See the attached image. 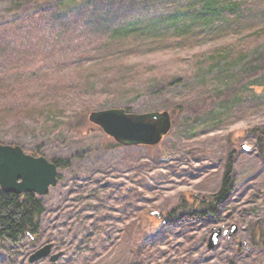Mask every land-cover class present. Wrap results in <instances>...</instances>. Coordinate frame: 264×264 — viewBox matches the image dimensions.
<instances>
[{"label": "rangeland", "instance_id": "obj_1", "mask_svg": "<svg viewBox=\"0 0 264 264\" xmlns=\"http://www.w3.org/2000/svg\"><path fill=\"white\" fill-rule=\"evenodd\" d=\"M34 1L0 0V143L70 166L0 264H264V0H63L72 16L45 20ZM114 108L169 111L172 130L119 144L89 119ZM230 161V193L197 214ZM47 243L64 254L30 263Z\"/></svg>", "mask_w": 264, "mask_h": 264}, {"label": "water", "instance_id": "obj_2", "mask_svg": "<svg viewBox=\"0 0 264 264\" xmlns=\"http://www.w3.org/2000/svg\"><path fill=\"white\" fill-rule=\"evenodd\" d=\"M90 121L100 126L106 134L117 143L131 145L156 146L173 127L172 114L169 111H153L143 114L128 113L125 109L114 108L94 111ZM244 150L249 147L243 145ZM57 163L44 156L27 154L19 145L0 143V187L5 193H35L39 197L46 196L51 188L60 182ZM160 217V213L151 212ZM238 230L233 225L230 237ZM222 229L214 228L209 238L208 248L214 249L222 236ZM54 244L47 243L30 256V263H36L50 257L55 263L64 254L53 253Z\"/></svg>", "mask_w": 264, "mask_h": 264}, {"label": "trees", "instance_id": "obj_3", "mask_svg": "<svg viewBox=\"0 0 264 264\" xmlns=\"http://www.w3.org/2000/svg\"><path fill=\"white\" fill-rule=\"evenodd\" d=\"M78 1V0H77ZM100 2V4L105 3L107 8H112L116 6L118 10L123 8L133 9L134 6L138 3L139 0H96ZM145 1V0H140ZM146 4L150 0H146ZM94 0H79V4L77 9L80 10L81 7L85 6V3L93 4ZM210 3L206 6L204 5L202 8L207 9L210 7ZM34 6L37 7H48L49 13H42L43 19L45 20L48 17L57 18L62 15V13H67V18L71 17L72 9L69 7H64L61 3L57 2V0H35L34 2H30L27 8ZM68 9V10H67ZM53 11V14H52ZM74 11V9H73ZM99 13L98 15H100ZM37 18V16H36ZM38 19V18H37ZM95 21V20H94ZM40 28V27H37ZM26 48V47H24ZM38 50V49H37ZM34 52V48L31 50ZM264 138L260 136V144L264 147ZM264 155V151H262ZM57 163L59 169L60 168H68L70 166L69 160H57L54 161ZM233 172V163L230 161L229 166L224 175V179L222 182V187L220 192L213 196V200L211 202L204 201L203 204L207 205L206 209L203 210L197 209V214H208L215 213L219 203L226 199L231 190L232 185V175ZM61 179V175L59 177ZM202 204V205H203ZM185 206H182L183 209ZM46 212V206L42 197H39L35 193H26V194H13V193H5L0 187V241L8 240L10 242H19L25 238H35L38 236L42 217Z\"/></svg>", "mask_w": 264, "mask_h": 264}, {"label": "snow or ice", "instance_id": "obj_4", "mask_svg": "<svg viewBox=\"0 0 264 264\" xmlns=\"http://www.w3.org/2000/svg\"><path fill=\"white\" fill-rule=\"evenodd\" d=\"M57 2H59V3H62V2H63V0H57Z\"/></svg>", "mask_w": 264, "mask_h": 264}]
</instances>
